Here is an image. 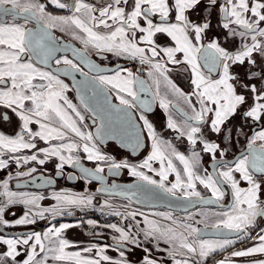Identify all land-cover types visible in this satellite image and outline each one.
Listing matches in <instances>:
<instances>
[{"label": "snow or ice", "instance_id": "1", "mask_svg": "<svg viewBox=\"0 0 264 264\" xmlns=\"http://www.w3.org/2000/svg\"><path fill=\"white\" fill-rule=\"evenodd\" d=\"M46 2L69 14L53 15L41 0H0V107L10 110L19 121L15 135L0 133V169H7L10 162L17 167L15 177L9 173L8 179L0 182V231L49 217L73 216V209L122 217V221L99 224L88 219L57 227L49 220L50 226L43 232L0 235V264H164L145 246L148 243L157 252L166 251L171 264H206L212 253L245 239L253 241L252 246L232 251L231 256L264 254V0H107L102 6L87 0ZM217 16L218 27L226 30L224 40L231 39L234 50L223 46L214 32L213 18ZM9 17L10 21L6 19ZM30 22L33 27L27 26ZM57 29L70 31L72 39L84 45L83 50L58 43L59 38L54 35ZM89 49L101 60L110 54L147 65V75L156 89L154 96L159 98V107L165 113L176 108L169 93L187 106L189 111L176 109L182 123L169 114L166 125L178 134L177 140L186 138L190 146L187 155L159 136L147 119L145 113L151 111V102L141 100L138 93H150L151 86L137 74L140 70L134 72L119 64L114 69L101 66L89 58ZM68 51L73 58L57 55ZM169 65L189 73L190 92L182 91L173 82L169 73L174 69ZM73 73L82 77L76 81L73 76L79 106L69 100L66 93L72 88L60 78L61 74ZM162 81L167 89L164 95L160 93ZM113 95L118 103L112 102ZM133 110L139 112L142 129L133 119ZM237 116L244 124L251 121L259 130L249 136L244 124L238 129L235 125L230 127L232 118ZM0 120L12 123L8 112L0 114ZM31 125L36 126L35 130ZM234 131L237 137H246V148L235 160H226ZM142 132L151 142L150 151L137 164L117 161L97 147L105 138L118 139L135 154L146 146ZM209 133L222 137L227 146L210 140ZM40 142L46 146H40ZM198 145H202L204 153L212 154V171H200ZM25 150L31 154H23ZM83 159L97 162L94 170L85 167ZM50 160L55 163L57 176L68 165L79 170L81 179L102 182L104 177L100 174L104 168L100 162L107 163L110 172L127 169L136 178L135 183L123 188L113 183L98 188L97 193L118 195L129 204L163 199L169 201V210L105 213L112 205L105 200L97 207L96 193L68 192L53 193L51 199L56 203L41 207L40 201L48 198L45 195L10 189V180L31 177L37 171L35 167L20 171L22 165H45ZM174 160L179 161L182 170ZM153 162H158L159 167L154 168ZM170 175L175 179L170 180ZM69 178L74 177L70 174ZM241 181L247 187H241ZM45 182L53 184L52 179ZM223 184L231 188L229 204L220 203L225 197ZM198 185L211 195L202 196ZM16 187H20L19 182ZM173 202H177L175 208ZM18 204L24 206L23 215L6 219V210ZM197 204H218L221 211L212 213L216 220L210 227L222 239H206V233L194 226L203 223L209 227L208 212L198 208L189 211ZM176 210L185 215L175 216ZM12 215L15 217L16 213ZM197 215L199 220L195 219ZM128 219L134 223L124 225L123 220ZM82 223L93 230H112L113 244L80 247L64 238L66 229ZM87 234L101 235L95 231ZM232 234L235 238H231ZM161 242L167 248L162 249ZM69 248L77 250L67 251ZM109 249L118 256L108 255ZM137 249L143 255L134 261L131 257ZM252 264H264V259Z\"/></svg>", "mask_w": 264, "mask_h": 264}, {"label": "flooded vegetation", "instance_id": "2", "mask_svg": "<svg viewBox=\"0 0 264 264\" xmlns=\"http://www.w3.org/2000/svg\"><path fill=\"white\" fill-rule=\"evenodd\" d=\"M41 2L46 3L47 10L49 12H51L53 15L64 14L66 12V10L59 9V8L55 7V5L47 3L46 0H41ZM87 2H88V0H87ZM221 2H223V0H221ZM6 19L11 20L10 17L6 18ZM217 20H218V16L213 18V30L215 33H217L219 35V38L221 40L222 45L225 47H228L230 50H232L231 39H229V41L225 42L224 34L226 33V30H223L220 27H218ZM20 21H22V20H20ZM32 25H33V22H30L27 26L31 27ZM54 35L62 37L61 35H59L57 33H54ZM210 35H211V33H210ZM62 38L65 40H67V39L72 40L78 46L82 47L79 43H77L78 41L73 40L70 37H68V38L62 37ZM88 54L93 56L100 63L114 64V63L121 62L122 66H126L128 68H131L134 72H136L137 69L140 70L137 74L140 77H142L148 85L151 86L150 98L148 96H146V94L144 92L138 93L141 100H149L151 102V111L145 113L147 119H149V121L153 124V126L156 129L157 134L159 136H161L165 140L170 141L180 152L187 155L190 146L188 145L186 138H181L180 140H177L176 136L178 134L174 130L168 129L166 125H167V118H168L169 114L172 115L173 119L176 120L177 123H182V117L176 109H183L184 111H189V110L187 109V106L182 101L177 100V98L173 97L170 93L168 95V98L172 101V103L174 105H176V108H170V113H165V111L159 107V98L154 96V93L156 91L155 86L152 84V80L147 75L148 66L147 65H140L138 62L126 61V60H122V59H116L114 61H109L108 59L101 60L100 57L97 56L95 53H88ZM60 55H65V54H60ZM60 55H58V56H60ZM66 55H68V54H66ZM69 58H72V57L69 56ZM53 65H55L54 62H53ZM169 67L174 69L173 71H171L169 73V76L173 80V82L178 87H180L182 91H184L186 93L190 92L191 91V84H190V80H189V73L183 71V69L180 68L179 66L169 65ZM106 74H108V73H106ZM60 78L63 79L64 82L65 81L68 82V80L65 77L61 76ZM161 80H162V78H161ZM68 85L70 86L69 82H68ZM70 88H71V86H70ZM166 92H167V89L165 88L164 83L162 81L161 87H160V93H161V95H164ZM67 93L74 96L73 90H71ZM113 99L115 100L114 95H113ZM4 112H8V110L3 108V107H0V114H2ZM133 112L135 113V116L139 122L140 128L142 129V121H139V112H137L136 110H133ZM8 114L11 117V120H13L14 122L12 121V123L9 124L7 122H3L2 120H0V133L6 134V135H10L11 130H13L16 126V121L12 118L11 113L8 112ZM235 119H238V122L241 125L244 124V121L241 120L239 116H237V117L232 118L231 125H229L230 127L233 125V121ZM90 122L91 121L89 120L88 123H90ZM257 130H259V127L253 125L251 121H249L247 124H244V132H246L249 136L252 134L253 131H257ZM234 132H233V139L231 141V147H229V150L227 151V153L225 154V157H224L226 160L231 159L236 153H238V152H240L246 148V144H247L246 137L244 135H240L239 137H237L236 134H234ZM141 134H142V137L144 138L146 146L138 149L135 152V154L134 153L131 154L129 152V150L119 147L112 140H106L103 144L98 142V145L101 146L103 152L108 153L110 156L114 157L117 161L127 160L130 164H137L138 159H140L143 156H146L148 154V151H150V144H151V142L146 139V132H142ZM208 138L212 141L220 143L222 147L227 146L224 143L223 138L222 137L218 138L217 135L214 133H209ZM237 138H239V139H237ZM197 151H200V154H201V169H200V171L203 172L204 168H207L209 170L210 163L213 161L212 154L204 153L202 151V145H198ZM215 155H216V159L219 160L220 159L219 153H217ZM81 163L84 165L90 166L93 169L96 167L95 162H89L87 160H82ZM174 163L177 165V167L179 169L182 170L183 166L180 165L179 161L174 160ZM102 167L104 168V171L101 174H104L105 171L108 169L106 179H105L106 183H110V181L112 179L117 180V181H129V180L135 178V177L128 174L127 169L113 170L112 172H110L107 163L102 165ZM153 167L158 168L159 164L157 162L156 163L153 162ZM36 169H37V171L35 173H33L32 176L35 174L39 175L37 177V180H38L37 182H38L39 186L29 187V186L21 185L20 181L22 179L28 177V176H24V177H18V178L10 180L9 181V187L13 191H24V192L28 191L29 193L33 191V193L45 195L48 198L40 201L41 207H51L52 205H54L56 203L55 200L51 199V196L53 193H59V192L72 193L73 191H75L77 189V187H74V185L81 182L82 180L85 181L86 185H91L94 191L97 190V184H98L97 181L90 179V178L87 180L81 179L80 178V175H81L80 172L78 170H76V168H72L68 165H65L61 175H59V176L56 175V171H57L56 168L50 164L41 165ZM1 171L2 172L8 171V168L7 169H0V180L4 179V177H3L4 174H2ZM117 171L119 174L118 175L114 174ZM144 171H146V170H144ZM70 174L74 178L70 179L69 178ZM148 174L152 175L151 173H148ZM235 175L237 178H239L238 173ZM153 178L158 179V177H155V176H153ZM47 179H52L53 184H51V185L46 184L45 181ZM169 179L174 180L175 179L174 175H170ZM18 182L20 183L19 188L16 187V184ZM240 186L241 187H247L246 183L243 181H241ZM222 188L225 192V197L220 203H224V204L231 203L232 195H231L230 186L227 184H223ZM198 190L201 192L202 196H210L211 195V193L208 192L201 185H198ZM0 191H2V189H0ZM100 194L110 196V195L104 194V193H100ZM111 197H115L118 199H125V198L118 197L115 195H111ZM262 198H264V197H262ZM95 200L97 201L96 198H95ZM125 200L128 201L127 199H125ZM131 204L133 205V207L138 208L137 210H140V209L155 210V211H167V210H169V208L143 206V205H138L135 203H131ZM197 208L201 209V212H203L202 210H205L206 212H208L206 209H220L218 205H214V204H208V205L199 204V205H196L195 208L189 209V211L196 210ZM22 211H24L23 205H19V204L14 205L11 208H9L8 210H6L5 218L10 220V221L13 219H16L19 216V213ZM74 211H78V209H76ZM12 213H16V216L13 217ZM181 213H184V212L183 211H174L173 214L175 216L180 217L179 214H181ZM91 217L93 219L97 220L98 223H101V224H105V223H118V224H120L122 221L121 217H116V216H108V215L97 216V214H94V213L74 212L73 216L65 215L63 217H57L56 219H52L51 217H49L48 220H38L35 224H32V225H19V226H14V227H7V228H4L3 230L9 231V232L24 230L21 233L28 232V231H39L40 232L43 229L50 226L49 220L51 221V224H55L58 227L59 224H61V223L75 224L78 220L86 221V220H88V218H91ZM199 217H200V215H199ZM137 219H140V218H137ZM141 220H142V217H141ZM215 220H216V218L214 216L212 217V214L210 212H208L207 223H208L209 227L212 223L215 222ZM193 223H194V221H193ZM85 225H86V223H82L80 227L68 228L62 233V235L64 236V238L68 239L70 242H75V243L82 242V243H84L88 238L92 237V236L87 234L89 231L86 230V228L84 227ZM141 226H143V225H141ZM194 226L200 227V226H204V224L203 223L199 224V225L194 224ZM106 229L107 230H103L100 232L101 235L94 236L92 238H95L96 240H100L102 244H105L106 242L107 243L109 242L110 244H112L113 240H112L111 236L115 235V233L108 228H106ZM253 234H255V233H253ZM0 235L10 236V234H7L3 231H0ZM204 238H206V239H222L223 237H221V236H205ZM231 238H235V235H232ZM161 243H162V245H164L163 242H161ZM252 244H253V241L247 240V239L242 240V241H237L231 247H228L222 251L218 250L217 252L212 253L209 257L206 258V264H217L218 261H225V264H252V262L254 260L264 259V254H257L255 256H249V257H233V256H231L232 251L242 250L244 248L251 247ZM145 246L149 247L151 249L150 243L145 244ZM4 247H6V246H4ZM69 249H73V248H69ZM152 249H154V248H152ZM162 253H163V251H162ZM142 255H143L142 251L140 249H137L135 252V255H133V260L135 261L137 259V257H140ZM157 259L159 261L164 262V264H166L163 257L158 256ZM167 264H169V262H167Z\"/></svg>", "mask_w": 264, "mask_h": 264}, {"label": "rangeland", "instance_id": "3", "mask_svg": "<svg viewBox=\"0 0 264 264\" xmlns=\"http://www.w3.org/2000/svg\"><path fill=\"white\" fill-rule=\"evenodd\" d=\"M88 2H89V3H93V4H98V5H101V6H102L104 3L107 2V0H88ZM67 14H69V13H68L67 10H66V12H65L64 14H57V15H67ZM8 21H10V20H8ZM18 22L23 23V21H18ZM58 31H59L58 29H57V30H54V33H57V34L61 35V36L64 37V38H68V37L72 38V36H71V32H70V31H65V32H61V31L58 32ZM76 41H77V40H76ZM77 43H79V44L84 48V45L81 44L79 41H78ZM238 45H239V41L237 40V42H236V46H238ZM231 48H232V50H234V47H233L232 43H231ZM88 53H95V51L92 50V49H89V50H88ZM116 59H117V58H115V57L111 56L110 54H108V60H109V61H114V60H116ZM108 74H109V73H108ZM110 74H111V73H110ZM65 82L68 84L67 81H65ZM69 87H70V86H69ZM66 95L68 96L69 100L72 101L73 104H76V105L79 106V102L76 100L75 96H72V95L69 94V93H66ZM7 110H8V109H7ZM81 111L83 112V109H82V108H81ZM8 112H10V110H8ZM10 113H11V112H10ZM11 116H12V118L16 121V126H15V128H14L13 130H11L9 136L15 135V133H16L17 131H19V121L17 120V118H16L12 113H11ZM12 121H13V120H12ZM13 122H14V121H13ZM233 125H235V127L238 129V128L240 127L241 124L238 122V119H235V120L233 121ZM31 127H33L34 130H35V128H36L35 125H31ZM234 134H236V133L234 132ZM237 139H239V138H237ZM237 141H238V140H237ZM238 142H239V141H238ZM40 146H46V145H43V142H40ZM97 147L100 149V151H101L103 154L110 156L108 153L103 152L101 146H99L98 144H97ZM23 154H26V155H27V154H31V153L28 152L27 150H25V152H24ZM81 155H83V153H81ZM145 157H146V156H143L142 158L138 159L137 163L141 162ZM83 160H86V159H83ZM87 161H88V160H87ZM89 162H93V161H89ZM95 163H97V162H95ZM155 163H156V162H155ZM157 163H158V162H157ZM46 164H50V165H53V166L55 167V163H54L53 161H51V160L48 161ZM104 164H106V163H105V162H100V165H101V166L104 165ZM158 164H159V163H158ZM39 166H41V165L36 164L35 162H31L29 165H22L21 168H20L19 170H20V171H26V170H27L28 168H30V167L38 168ZM16 171H17V167H16L15 163H14V162H10L9 167H8V171H4V172L1 171V173L4 174V176H3L4 179L0 180V182H2L3 180L7 179L8 176H9V173H11L13 177H15V172H16ZM74 187H77V189H76L75 191H73L72 193H76V194H90V193H96L95 198L97 199V201L94 200V203L97 204V207L99 206V203H102L103 201L107 200V201L112 205V209H105V213H107L108 211H111V210H118V211H120L121 213L126 214L127 212L136 211V210L138 209V208H136V207H133L132 204H129V202L126 201L125 199H118V198H115V197L106 196V195H102V194H100V193H97L96 191L93 190V188H92L91 185H86V183H85L84 180H82L81 182L75 184ZM27 192H28V191H27ZM30 193H33V191L30 192ZM125 205H128V207H125ZM74 210H76V209H73V212H78V213L80 212L79 210H78V211H74ZM140 210H141V211H144L146 214L155 211V210H143V209H140ZM199 210L201 211V209H199ZM206 210H207L208 212H210L211 214L214 213V212H217V211H221V209H206ZM193 211H196V210H193ZM202 211L205 212V210H202ZM23 212H24V211L20 212V213H19V216H18L17 218H19L20 216H22V215H23ZM87 213H94V214H97V216H105V215H106V214H105V215H101V213H99V212H94V211H88ZM184 215H185V213H181V214H179L180 217H183ZM213 216H214V215H212V217H213ZM214 217H215V216H214ZM121 218H122V217H121ZM137 218H140V219H141V217H139V216H138ZM150 218L157 219L156 217H150ZM215 218H216V217H215ZM88 219H93V218L91 217V218H88ZM195 219L199 220V219H200L199 215H197V216L195 217ZM93 220H95V219H93ZM96 221H97V220H96ZM129 223H133V221H131V219L123 220V224H124V225H127V224H129ZM164 223H166V222H164ZM99 224H101V223H99ZM84 227L86 228L87 231H95V232H97V233H100V232L103 231V230H107L106 228H103V227H97V228H95V229L93 230V229H90V227H89L87 224H86ZM45 229H46V228H45ZM45 229H43V230L40 231V232H43ZM90 236L94 237L93 235H90ZM92 237H91V238H88L84 243H82V242L79 243V242H78L77 244H79L80 247L88 246L90 243H97L98 245H101V244H102L100 240H96L95 238H92ZM111 237H112V236H111ZM105 244H110V243H109V242H108V243L106 242ZM150 246H151V249H152V248H153V247H152V244H150ZM160 247L163 248V249H165V248H167V245H165V244L162 245V243H161V244H160ZM152 251H153V253H154V255H155L156 258H158V256L163 257V259L165 260L166 264H167V262H169V264H171V260H170V258L168 257L166 251H163V253H162V251H161V252H157L155 249H152ZM107 254L110 255V256H113V257L118 256V253L113 252L111 249L108 250ZM177 258H180V257H177ZM131 259H133V256L131 257Z\"/></svg>", "mask_w": 264, "mask_h": 264}, {"label": "water", "instance_id": "4", "mask_svg": "<svg viewBox=\"0 0 264 264\" xmlns=\"http://www.w3.org/2000/svg\"><path fill=\"white\" fill-rule=\"evenodd\" d=\"M33 26H34V23H33V25H32L31 27H33ZM56 37L59 38L58 43L65 44V45H67V44H71V45L74 46L75 48H77V49H79V50H83L82 47L78 46V45H77L75 42H73L72 40H69V39L65 40V39H63V38L60 37V36H56ZM60 54H68L69 56H71V57L73 58L71 51H68L67 53L61 52V53H58L57 55H60ZM88 55H89V54H88ZM89 58L92 59L93 61H95L97 64H100L101 66H106V67H109V68H112V69H114L115 66H116L117 64L122 65L121 62L114 63V64H104V63H100V62H98V61H97L93 56H91V55H89ZM52 66L55 67V65H52ZM84 70L87 71L86 68H85ZM61 76L65 77V78L68 80V82H69V84H70V86H71V88H72V90H73L74 96H75V98L77 99V93H76V90H75V88H74V86H73V85H74L73 76H75L76 81H80V80L82 79V77L80 76V74H79V73H73L72 75H68V76H64L63 74H61ZM141 78H142V77H141ZM142 79H143V78H142ZM144 93H145V92H144ZM145 94H146V96H148V97L150 98V96H151V92H150V93H145ZM77 100H78V99H77ZM78 102H79V100H78ZM112 102H113V103H118V101H115V100L113 99V97H112ZM133 119H134L135 121L138 122V120H137V118H136V116H135V113H134ZM138 124H139V122H138ZM139 127H140V125H139ZM91 130H92V131H95L94 128L91 129ZM106 140H112V141H114V142L116 143V145H118L119 147H121V148H123V149H127V150H129V152H130L131 154H133L132 148H131L130 146H123V145L121 144L120 140H118V139H108V138H105V139L103 140V142H99V143L103 144ZM242 151H244V149H243ZM242 151L236 153V154H235L231 159H229V160H235L236 157L239 156V154H240ZM214 163H215V161H212V162L210 163V167H209V170H210V171L213 170V167H212V166H213ZM83 165H84V164H83ZM84 166H85V167H88V168H90V169H93V168L90 167V166H87V165H84ZM76 170H78V169H76ZM93 170H94V169H93ZM78 171H79V170H78ZM107 172H108V169L105 171L104 174H100L101 176L104 177L103 182L100 181V180H95V179H93V180H95V181L98 182V184H97V189H98V188H106V187H110L111 184H113V183L119 185L120 188H123L124 186H126V185H128V184H133V183L136 182V178H134V179H131V180H129V181H117V180L112 179V180L110 181V183H106V182H105V179H106ZM38 176H39L38 174H35V175L31 176V177H27V178L22 179V180L20 181V182H21V185L29 186V187H37V186H39V185H38V182H37V181H38V180H37V177H38ZM90 179H91V178H90ZM222 186H223V185H222ZM119 190H120V189L118 188V189H116L115 191L118 192ZM133 190H134V189H133ZM101 193L108 194V193H105V192H101ZM108 195H109V194H108ZM115 196H118V195H115ZM118 197H120V196H118ZM204 197H209V196H204ZM122 198H123V197H122ZM133 203H135V202H133ZM168 203H169V201H167V200H163V199H153V200L148 201V202H146V203H144V204H138V205L150 206V207H162V208H168V207H167V204H168ZM176 203H177V202H173V207H174V208L176 207ZM135 204H137V203H135ZM197 205H199V204H197ZM214 205H218V204H214ZM184 206H185L184 204H180V207H184ZM190 209H191V208H190ZM176 211H180V210H176ZM199 228H201V229L206 233L205 236H217V235L214 233V231L211 229V227L205 228L204 226H200ZM23 231H24V230L9 232V231H5V230H3V232H5V233H7V234H10V235H12V234H14V233H15V234H19V233H21V232H23ZM232 235H235V234H232ZM112 244H113V243H112Z\"/></svg>", "mask_w": 264, "mask_h": 264}, {"label": "crops", "instance_id": "5", "mask_svg": "<svg viewBox=\"0 0 264 264\" xmlns=\"http://www.w3.org/2000/svg\"><path fill=\"white\" fill-rule=\"evenodd\" d=\"M101 245H103V244H101ZM75 250H77V249H67V251H75Z\"/></svg>", "mask_w": 264, "mask_h": 264}]
</instances>
